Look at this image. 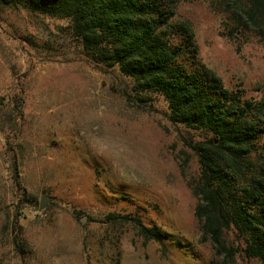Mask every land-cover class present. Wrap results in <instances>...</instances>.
<instances>
[{
    "label": "rangeland",
    "instance_id": "obj_1",
    "mask_svg": "<svg viewBox=\"0 0 264 264\" xmlns=\"http://www.w3.org/2000/svg\"><path fill=\"white\" fill-rule=\"evenodd\" d=\"M235 12L229 0L176 7L194 32L195 60L224 87L258 98L264 41L252 26H238ZM63 24L0 4V264L222 262L200 240L189 187L198 163L164 99L98 70L74 52ZM18 92L22 115L13 120ZM259 146L264 158V135ZM23 192L35 197L22 201ZM43 195L49 200L39 209ZM134 218L170 238H142ZM226 239L234 243L232 233ZM225 264L264 263L236 254Z\"/></svg>",
    "mask_w": 264,
    "mask_h": 264
},
{
    "label": "trees",
    "instance_id": "obj_2",
    "mask_svg": "<svg viewBox=\"0 0 264 264\" xmlns=\"http://www.w3.org/2000/svg\"><path fill=\"white\" fill-rule=\"evenodd\" d=\"M189 0H0L29 13L64 21L59 26L74 52L102 72L117 71L138 93L156 94L166 115L193 152L199 172L189 187L201 242L232 262L236 254L264 263V94L247 98L224 87L206 64L195 60L197 45L176 7ZM238 26H252L264 41V0H229ZM237 26V27H238ZM23 98L13 96L16 120ZM12 116V115H10ZM12 121L8 123L11 128ZM3 130V122L0 121ZM198 135L194 138L192 135ZM32 193L23 192L22 201ZM139 236L163 242L170 234L134 218ZM232 233L234 243L227 242ZM19 250L21 243L15 242Z\"/></svg>",
    "mask_w": 264,
    "mask_h": 264
},
{
    "label": "water",
    "instance_id": "obj_3",
    "mask_svg": "<svg viewBox=\"0 0 264 264\" xmlns=\"http://www.w3.org/2000/svg\"><path fill=\"white\" fill-rule=\"evenodd\" d=\"M48 200H49L48 196H44V195L41 196L40 202H39V209H43L46 206ZM84 220H85V217H82L81 222H84Z\"/></svg>",
    "mask_w": 264,
    "mask_h": 264
}]
</instances>
